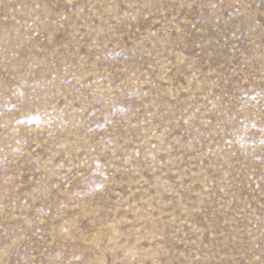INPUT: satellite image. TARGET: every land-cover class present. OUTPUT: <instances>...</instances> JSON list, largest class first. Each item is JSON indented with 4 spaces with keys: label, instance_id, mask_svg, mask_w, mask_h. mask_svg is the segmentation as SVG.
Returning <instances> with one entry per match:
<instances>
[{
    "label": "rangeland",
    "instance_id": "1",
    "mask_svg": "<svg viewBox=\"0 0 264 264\" xmlns=\"http://www.w3.org/2000/svg\"><path fill=\"white\" fill-rule=\"evenodd\" d=\"M0 264H264V0H0Z\"/></svg>",
    "mask_w": 264,
    "mask_h": 264
}]
</instances>
